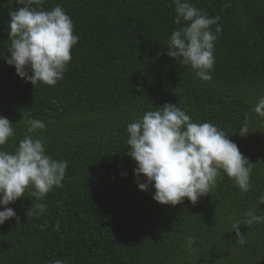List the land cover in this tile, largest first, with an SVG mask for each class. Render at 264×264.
<instances>
[{"label":"trees","instance_id":"obj_1","mask_svg":"<svg viewBox=\"0 0 264 264\" xmlns=\"http://www.w3.org/2000/svg\"><path fill=\"white\" fill-rule=\"evenodd\" d=\"M190 2L220 17L210 81L167 55L177 28L172 0H44L33 7L62 6L79 40L64 78L34 86L5 61L9 12L23 5L0 0V116L15 133L2 150L14 152L25 122L38 119L46 129L33 137L68 164L62 187L42 201L26 191L8 205L19 221L0 225V264H264V222L244 224L249 209L264 215V204L257 206L264 195V118L253 111L264 96V0ZM165 103L196 123L217 125L238 145L251 163V191L241 192L223 172L194 205L187 198L161 204L154 187L138 188L127 125ZM245 115L249 132L241 137ZM38 202L47 211L27 216ZM236 220L243 245L232 230Z\"/></svg>","mask_w":264,"mask_h":264},{"label":"clouds","instance_id":"obj_2","mask_svg":"<svg viewBox=\"0 0 264 264\" xmlns=\"http://www.w3.org/2000/svg\"><path fill=\"white\" fill-rule=\"evenodd\" d=\"M172 2L177 28L167 41V55L181 59L198 78L210 81L215 65V41L222 31L220 17H209L190 0ZM16 3L23 7L9 12L11 45L10 56L5 61L15 67L25 82L55 86L64 78L72 59L71 50L79 40L74 34V23L60 5L43 10L33 5H43L44 0H16ZM212 25H217L214 32ZM253 111L264 118V96L258 99ZM25 124L27 134L15 151L9 153L2 146L14 137L13 123L0 116V206L3 207L0 225L10 218L19 221L16 211L8 205L24 197L26 191L42 201L54 187H62L68 167L67 161L55 160L46 153L44 139L33 137L37 130L46 129L45 122L29 119ZM241 126L239 135L243 137L249 132L247 115ZM127 133V154L137 165L134 174L138 188L147 191L150 186L154 187L153 199L161 204H182L184 198L196 204L201 196L211 193L218 179H223L221 172L241 192L247 193L253 188L251 163L238 145L217 125L194 122L176 104L165 103L146 111L127 125ZM261 204H264V195L258 198L257 206ZM46 211L47 204L38 202L31 206L27 216L39 218ZM245 217V225L264 222V215H257L252 209ZM239 226L241 222L236 220L232 230L237 243L243 245L246 240ZM54 227L59 230V223ZM194 242V237H188L190 249ZM53 264L64 262L57 260Z\"/></svg>","mask_w":264,"mask_h":264}]
</instances>
